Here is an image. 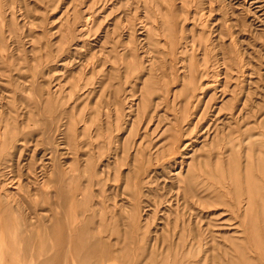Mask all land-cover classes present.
Here are the masks:
<instances>
[{"label": "rangeland", "instance_id": "1", "mask_svg": "<svg viewBox=\"0 0 264 264\" xmlns=\"http://www.w3.org/2000/svg\"><path fill=\"white\" fill-rule=\"evenodd\" d=\"M0 264H264V0H0Z\"/></svg>", "mask_w": 264, "mask_h": 264}, {"label": "bare ground", "instance_id": "2", "mask_svg": "<svg viewBox=\"0 0 264 264\" xmlns=\"http://www.w3.org/2000/svg\"><path fill=\"white\" fill-rule=\"evenodd\" d=\"M225 80V79H224ZM216 84V83H215ZM191 160V159H190ZM170 171V170H169ZM181 173V172H180ZM178 174V173H177ZM180 175V174H179ZM177 176V175H176ZM176 179H177V177H176ZM166 208V207H165ZM221 227H223V226H221ZM203 241H204V239H203ZM204 243V242H203Z\"/></svg>", "mask_w": 264, "mask_h": 264}]
</instances>
